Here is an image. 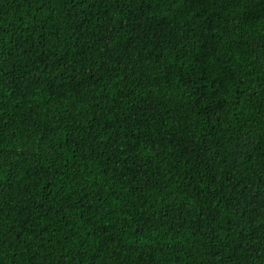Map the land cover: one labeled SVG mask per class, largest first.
<instances>
[{"label": "trees", "instance_id": "obj_1", "mask_svg": "<svg viewBox=\"0 0 264 264\" xmlns=\"http://www.w3.org/2000/svg\"><path fill=\"white\" fill-rule=\"evenodd\" d=\"M0 264H264V0H0Z\"/></svg>", "mask_w": 264, "mask_h": 264}]
</instances>
